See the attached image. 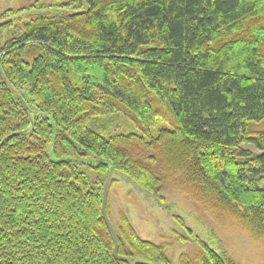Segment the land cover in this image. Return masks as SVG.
Segmentation results:
<instances>
[{"label":"trees","instance_id":"obj_1","mask_svg":"<svg viewBox=\"0 0 264 264\" xmlns=\"http://www.w3.org/2000/svg\"><path fill=\"white\" fill-rule=\"evenodd\" d=\"M71 1L0 43V264H171L125 215L114 228L89 170L160 201L174 183L264 235V0ZM119 115L134 131L93 127ZM196 241L179 264H233Z\"/></svg>","mask_w":264,"mask_h":264},{"label":"rangeland","instance_id":"obj_2","mask_svg":"<svg viewBox=\"0 0 264 264\" xmlns=\"http://www.w3.org/2000/svg\"><path fill=\"white\" fill-rule=\"evenodd\" d=\"M35 1L37 0H0V22H7L6 27L0 31V43L19 31L25 15L32 13V10H54L67 0H39L31 8ZM70 3L64 10L84 8L79 0H72ZM19 9L25 11L18 12ZM9 88L25 104L32 121L47 117L46 113L31 105L26 87L9 84ZM103 124L100 127V124L94 123L93 127L99 130L104 128L105 132L134 131L133 125L121 115L111 123ZM248 126L253 131L264 130V119L250 122ZM241 145L251 151H258L250 143ZM47 151L51 153L50 145L47 146ZM85 162L94 164L88 160ZM79 166L87 169L86 163H79ZM87 173L91 180H97L96 187L108 197L109 219L114 228L118 227L121 214L125 215L141 238L164 247L171 264H179L180 257L196 253L198 239L224 254L233 264H264V235L251 232L239 216L229 213L216 202L208 198L197 201L188 192L174 187V183H170L163 193L164 200L160 201L157 197L148 196L117 171L109 170L103 174L89 170ZM260 186L264 187V176Z\"/></svg>","mask_w":264,"mask_h":264}]
</instances>
